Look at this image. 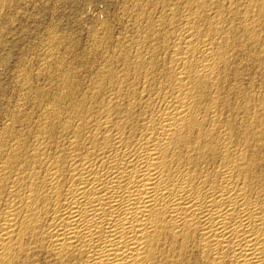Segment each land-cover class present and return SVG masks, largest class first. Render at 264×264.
Here are the masks:
<instances>
[{"label": "bare ground", "instance_id": "6f19581e", "mask_svg": "<svg viewBox=\"0 0 264 264\" xmlns=\"http://www.w3.org/2000/svg\"><path fill=\"white\" fill-rule=\"evenodd\" d=\"M30 1L0 0V52ZM124 17L130 35L100 23L80 69L49 31L46 86L20 60L0 264H264V0H131Z\"/></svg>", "mask_w": 264, "mask_h": 264}, {"label": "rangeland", "instance_id": "374dc122", "mask_svg": "<svg viewBox=\"0 0 264 264\" xmlns=\"http://www.w3.org/2000/svg\"><path fill=\"white\" fill-rule=\"evenodd\" d=\"M130 8L131 0H31L27 5L23 2L18 20L12 25L15 29L7 35L14 43L0 52L5 57V64L0 66V133L5 109L18 102L17 92L13 90L24 75L19 63L22 57L33 72V86L48 85L45 74L38 68L49 31H55L70 45V53L63 59L80 69L83 67L77 60L91 49L100 23L109 25L115 38L130 35L129 23L124 17Z\"/></svg>", "mask_w": 264, "mask_h": 264}]
</instances>
